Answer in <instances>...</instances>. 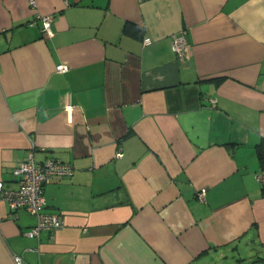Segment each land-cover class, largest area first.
Masks as SVG:
<instances>
[{"label": "crops", "instance_id": "crops-1", "mask_svg": "<svg viewBox=\"0 0 264 264\" xmlns=\"http://www.w3.org/2000/svg\"><path fill=\"white\" fill-rule=\"evenodd\" d=\"M35 1L51 36L0 0V180L29 150L74 170L52 232L0 201V264H264V0Z\"/></svg>", "mask_w": 264, "mask_h": 264}, {"label": "built area", "instance_id": "built-area-1", "mask_svg": "<svg viewBox=\"0 0 264 264\" xmlns=\"http://www.w3.org/2000/svg\"><path fill=\"white\" fill-rule=\"evenodd\" d=\"M31 8L34 9V17L27 22L32 26L37 21L40 22L41 30L47 36L52 35L51 22L53 14L40 13L36 8L35 0H28ZM185 30L174 34L172 46L175 53L181 58L187 54L188 45L185 39ZM150 37H144L143 43L149 44ZM56 69L65 72L67 67L59 64ZM68 106H71L68 103ZM33 150H29L26 158L20 162L14 169L13 173L17 176V185L15 188H5L4 183L0 180V201H5L12 212L18 209H25L36 218L35 223L25 230V234L32 237H39L42 231H54L63 227L64 218L58 213H44L42 209L46 204L43 193V187L46 182L54 177H69L73 173V165L63 161L53 155H48L41 161L34 158ZM121 156V153H118ZM257 179L264 184V171L259 170L256 174ZM206 187H200L196 192V199L205 202ZM2 216L0 215V220ZM16 264L22 263L20 256L14 255Z\"/></svg>", "mask_w": 264, "mask_h": 264}, {"label": "trees", "instance_id": "trees-1", "mask_svg": "<svg viewBox=\"0 0 264 264\" xmlns=\"http://www.w3.org/2000/svg\"><path fill=\"white\" fill-rule=\"evenodd\" d=\"M126 28L129 26V24H126ZM223 79V77L217 78L216 81L219 82ZM258 162H259V168L261 171H264V137H261L259 141L254 146ZM58 158V157H57ZM264 186V185H262Z\"/></svg>", "mask_w": 264, "mask_h": 264}]
</instances>
